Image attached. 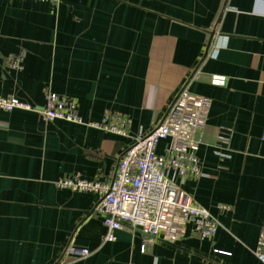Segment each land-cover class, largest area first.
Segmentation results:
<instances>
[{
  "label": "crops",
  "instance_id": "crops-1",
  "mask_svg": "<svg viewBox=\"0 0 264 264\" xmlns=\"http://www.w3.org/2000/svg\"><path fill=\"white\" fill-rule=\"evenodd\" d=\"M182 90L210 100L196 136L202 176L178 182L217 220L215 236L187 225L168 244L124 227L105 241L99 195L56 182L111 180L120 154ZM48 92L75 100L81 123L45 122ZM8 97L31 108L0 109V264H264L254 255L264 228V0H0ZM106 113L128 119L125 136L88 126ZM69 245L88 255H66Z\"/></svg>",
  "mask_w": 264,
  "mask_h": 264
},
{
  "label": "built area",
  "instance_id": "built-area-1",
  "mask_svg": "<svg viewBox=\"0 0 264 264\" xmlns=\"http://www.w3.org/2000/svg\"><path fill=\"white\" fill-rule=\"evenodd\" d=\"M58 3L59 0H28ZM7 63L19 70L21 58L10 56ZM30 109L14 97L0 98V109ZM210 100L187 90L179 92L162 119L146 133L133 138L132 143L117 158L112 179L107 182L86 181L78 175L61 178L56 186L72 191H91L99 195L93 212L102 218L106 233L104 240H115L114 233L124 227L141 233L147 241L158 239L174 244L184 237L187 225L201 239H212L217 220L198 205L180 186L178 180L202 176L196 157L199 141L196 137L204 128ZM45 122L64 120L79 124L75 100L48 92L39 110ZM88 126L125 136L129 121L120 115L104 114L98 123ZM167 140L163 153H156L157 144ZM221 212L228 206H219ZM145 245L141 250L144 251ZM66 255L86 256L88 252L69 245ZM256 258L264 263V228L259 232Z\"/></svg>",
  "mask_w": 264,
  "mask_h": 264
}]
</instances>
